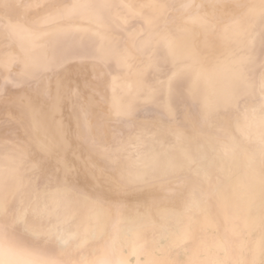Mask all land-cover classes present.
<instances>
[{
  "label": "bare ground",
  "instance_id": "1",
  "mask_svg": "<svg viewBox=\"0 0 264 264\" xmlns=\"http://www.w3.org/2000/svg\"><path fill=\"white\" fill-rule=\"evenodd\" d=\"M0 264H264V0H0Z\"/></svg>",
  "mask_w": 264,
  "mask_h": 264
},
{
  "label": "rangeland",
  "instance_id": "2",
  "mask_svg": "<svg viewBox=\"0 0 264 264\" xmlns=\"http://www.w3.org/2000/svg\"><path fill=\"white\" fill-rule=\"evenodd\" d=\"M150 112H151V111H150ZM146 113H147V112H146ZM148 113H149V111H148ZM148 113H147V114H148ZM149 114L151 115L152 113H149Z\"/></svg>",
  "mask_w": 264,
  "mask_h": 264
}]
</instances>
